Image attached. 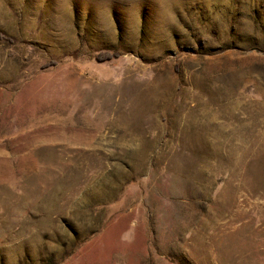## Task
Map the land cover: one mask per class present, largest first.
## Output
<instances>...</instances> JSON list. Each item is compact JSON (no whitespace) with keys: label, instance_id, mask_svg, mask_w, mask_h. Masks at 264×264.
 <instances>
[{"label":"rangeland","instance_id":"rangeland-1","mask_svg":"<svg viewBox=\"0 0 264 264\" xmlns=\"http://www.w3.org/2000/svg\"><path fill=\"white\" fill-rule=\"evenodd\" d=\"M0 264H264V0H0Z\"/></svg>","mask_w":264,"mask_h":264},{"label":"trees","instance_id":"trees-1","mask_svg":"<svg viewBox=\"0 0 264 264\" xmlns=\"http://www.w3.org/2000/svg\"><path fill=\"white\" fill-rule=\"evenodd\" d=\"M104 56H105V59H109V58H112L113 55H111V54H105Z\"/></svg>","mask_w":264,"mask_h":264}]
</instances>
